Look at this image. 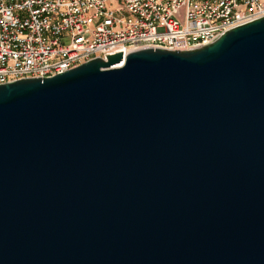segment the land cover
Here are the masks:
<instances>
[{
	"label": "water",
	"instance_id": "95a60500",
	"mask_svg": "<svg viewBox=\"0 0 264 264\" xmlns=\"http://www.w3.org/2000/svg\"><path fill=\"white\" fill-rule=\"evenodd\" d=\"M0 264H264V17L0 85Z\"/></svg>",
	"mask_w": 264,
	"mask_h": 264
},
{
	"label": "built area",
	"instance_id": "2783aa9c",
	"mask_svg": "<svg viewBox=\"0 0 264 264\" xmlns=\"http://www.w3.org/2000/svg\"><path fill=\"white\" fill-rule=\"evenodd\" d=\"M264 17V0H0V85L95 58L186 51Z\"/></svg>",
	"mask_w": 264,
	"mask_h": 264
}]
</instances>
